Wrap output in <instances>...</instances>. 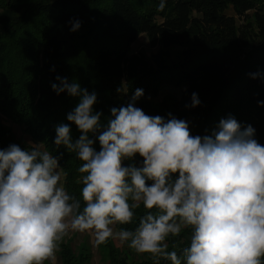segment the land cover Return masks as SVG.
I'll list each match as a JSON object with an SVG mask.
<instances>
[{"label": "clouds", "instance_id": "obj_1", "mask_svg": "<svg viewBox=\"0 0 264 264\" xmlns=\"http://www.w3.org/2000/svg\"><path fill=\"white\" fill-rule=\"evenodd\" d=\"M69 24L75 32L81 21ZM56 80L57 95L79 101L69 123L55 126L53 143L80 161V194L70 195L62 183V153L30 142L0 149V264L54 261L69 231H90L97 244L118 240L171 264H264V145L251 125L228 116L211 135L193 136L171 113L165 119L135 107L139 88L102 121L93 110L95 92L67 77ZM199 103L193 93L190 107ZM69 124L80 132L75 141ZM137 156L140 165L132 162ZM141 206L134 230L116 229L131 224ZM183 229L190 230V244L178 255L166 240Z\"/></svg>", "mask_w": 264, "mask_h": 264}, {"label": "trees", "instance_id": "obj_2", "mask_svg": "<svg viewBox=\"0 0 264 264\" xmlns=\"http://www.w3.org/2000/svg\"><path fill=\"white\" fill-rule=\"evenodd\" d=\"M75 19L81 26L72 32L69 21ZM141 35L158 49L154 56L130 53ZM172 47L182 49L176 63L167 62ZM57 76L95 92L93 110L103 113L102 121L113 107L127 106L139 88L138 108L165 119L171 113L188 123L193 136L211 135L221 119L232 116L251 125L264 145V105L258 106L264 102V0H0V118L53 156L63 154V184L79 197L80 161L53 143L55 126L69 123L67 114L79 101L52 90ZM164 85L183 87L182 100L146 107ZM193 93L200 101L195 108L190 107ZM69 127L77 140L80 132L74 124ZM10 144L28 147L0 120V149ZM94 148L100 150L98 141ZM132 162L142 160L137 156ZM134 211L133 222L117 230L138 226L145 210ZM166 243L180 255L190 244V230ZM102 247L110 264H171L159 257L128 262L109 240ZM58 257L61 264L91 259L87 247L73 253L68 245H60Z\"/></svg>", "mask_w": 264, "mask_h": 264}, {"label": "rangeland", "instance_id": "obj_3", "mask_svg": "<svg viewBox=\"0 0 264 264\" xmlns=\"http://www.w3.org/2000/svg\"><path fill=\"white\" fill-rule=\"evenodd\" d=\"M228 15H233V12L229 10L227 12ZM182 49L180 47H172L169 50V59L168 63H176L179 55L181 54ZM158 52L157 48L150 47L145 36L141 35L137 41L131 45L130 53L131 54H139L142 53L147 57H152ZM185 89L183 87H173L164 85L159 89L158 95L154 99H148L145 102V106L149 109L157 108L161 103H175L180 102L182 100ZM131 99V96H128ZM138 107L137 104H135ZM1 122L8 127L15 139L22 144L29 145V142L34 144L22 133V129L18 126L12 125L10 122L3 120L0 118ZM63 183V180H62ZM184 230V229H183ZM181 231V233L183 232ZM112 247L119 253V257L125 258L128 262H139L146 259H154L151 254L144 253L140 254L130 249L127 243L121 244L118 240L109 239ZM60 245H68L73 253H77L81 247H87L89 254L91 256L90 264H110L109 259L107 257L106 251L103 249L101 244H97L94 235L90 231L86 232H73L69 231V233L58 242V249L55 253L54 261H45V264H61L59 260L58 253ZM158 258V257H157ZM156 259V258H155Z\"/></svg>", "mask_w": 264, "mask_h": 264}, {"label": "crops", "instance_id": "obj_4", "mask_svg": "<svg viewBox=\"0 0 264 264\" xmlns=\"http://www.w3.org/2000/svg\"><path fill=\"white\" fill-rule=\"evenodd\" d=\"M64 180V179H63Z\"/></svg>", "mask_w": 264, "mask_h": 264}]
</instances>
